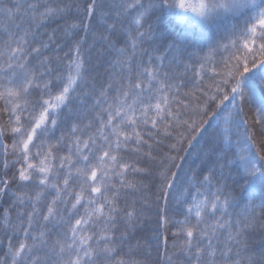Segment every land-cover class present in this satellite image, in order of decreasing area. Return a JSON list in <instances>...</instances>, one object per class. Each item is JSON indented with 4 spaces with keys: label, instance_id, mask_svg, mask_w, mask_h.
I'll list each match as a JSON object with an SVG mask.
<instances>
[{
    "label": "snow or ice",
    "instance_id": "1",
    "mask_svg": "<svg viewBox=\"0 0 264 264\" xmlns=\"http://www.w3.org/2000/svg\"><path fill=\"white\" fill-rule=\"evenodd\" d=\"M257 93L264 0H0V264H264Z\"/></svg>",
    "mask_w": 264,
    "mask_h": 264
},
{
    "label": "trees",
    "instance_id": "2",
    "mask_svg": "<svg viewBox=\"0 0 264 264\" xmlns=\"http://www.w3.org/2000/svg\"><path fill=\"white\" fill-rule=\"evenodd\" d=\"M86 47V46H85ZM262 104H264V97H262L259 93L256 94V96L253 98V104L251 106H246V111L249 112V115H251V111L250 108L252 107H260ZM197 147H199V144H197ZM196 149H193V151H195ZM258 202V201H257ZM161 206H163V202L161 201ZM156 209L153 207V209H151L148 213H147V217L145 220V224L144 227L142 229L141 232L138 233L139 236L143 237V238H148L152 236L153 231H155L156 228ZM180 218V217H177ZM256 240L257 242L260 239V234L257 233L256 235ZM150 243H155L154 241H149ZM169 242H171V237L169 239ZM2 254V253H0Z\"/></svg>",
    "mask_w": 264,
    "mask_h": 264
}]
</instances>
